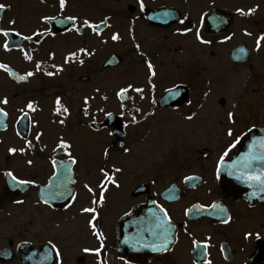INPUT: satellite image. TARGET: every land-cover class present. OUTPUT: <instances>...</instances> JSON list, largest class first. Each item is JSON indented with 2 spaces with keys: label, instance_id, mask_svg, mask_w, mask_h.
<instances>
[{
  "label": "flooded vegetation",
  "instance_id": "1",
  "mask_svg": "<svg viewBox=\"0 0 264 264\" xmlns=\"http://www.w3.org/2000/svg\"><path fill=\"white\" fill-rule=\"evenodd\" d=\"M0 5V215L20 209L22 231L0 264H20L21 244L53 264H264V184L249 179L264 173L258 4ZM224 165L234 180L221 184Z\"/></svg>",
  "mask_w": 264,
  "mask_h": 264
},
{
  "label": "water",
  "instance_id": "2",
  "mask_svg": "<svg viewBox=\"0 0 264 264\" xmlns=\"http://www.w3.org/2000/svg\"><path fill=\"white\" fill-rule=\"evenodd\" d=\"M11 72L13 74V77L14 76H17V74L14 71H11ZM0 116H1V114H0ZM110 118H113V117H110ZM4 122H5V117H3V121H1L2 128L0 130H4L5 129L6 125H5ZM246 144H247V141L245 140L243 142V151H242V153L240 154V156L236 157L235 160H234L236 163H239V166L241 167L240 171L243 170V166H241V165H243L245 163ZM234 161L230 164L231 167H233ZM230 166L228 167V165H224V166L221 167V169H220L221 172H220V176H219L220 177L221 184L225 183V182H223L224 179L225 180H228V181H233L234 180V178L232 177L233 171L230 170ZM15 184H16L15 181H11V182L8 183L10 190L12 192H14V193L18 191V188L16 187ZM21 192L23 193L24 191H21ZM143 211L144 210H142V209L135 210L133 212V216H130V217H128L126 219L123 228H134L135 225H134V222L133 221H135L138 218H140L141 216H143L144 215V212ZM152 212L156 216H158V218L161 220V222L163 223V225L166 226L167 229H171L170 223L169 222H166L165 223V221H164L163 216L161 215V213H159L157 210H153ZM157 229H161V228H157ZM157 229H155V230H157ZM25 246H26V244H21L18 247V257H19L20 264H34L32 259H29L27 262H25L23 260V258H22L21 255H22V253H25V252L29 256H32V257L33 256H36L37 253L39 254L41 252H44V260H43V262L41 264H53L54 263V255H53L52 252L51 253L49 252L48 253V257L46 258L45 257V254H46V251L47 250L45 248H43V249H34V248L24 249ZM8 252H9L8 250H3V251L0 252V260L1 261H9V260H7V258H5L6 255L8 254Z\"/></svg>",
  "mask_w": 264,
  "mask_h": 264
},
{
  "label": "rangeland",
  "instance_id": "3",
  "mask_svg": "<svg viewBox=\"0 0 264 264\" xmlns=\"http://www.w3.org/2000/svg\"><path fill=\"white\" fill-rule=\"evenodd\" d=\"M255 4L260 6L259 15H264V0H253V5ZM18 104L19 102H17V105ZM4 147L5 145L1 148ZM1 196H4V190L0 186V197ZM5 208L8 210V214L0 215V249L6 246L9 239L15 241L22 240L20 209L14 208L13 205H6ZM67 264H69V262H67Z\"/></svg>",
  "mask_w": 264,
  "mask_h": 264
},
{
  "label": "snow or ice",
  "instance_id": "4",
  "mask_svg": "<svg viewBox=\"0 0 264 264\" xmlns=\"http://www.w3.org/2000/svg\"><path fill=\"white\" fill-rule=\"evenodd\" d=\"M59 6H60V8L61 9H63L64 8V6H65V0H59ZM4 6L3 5H0V9H2ZM141 8L143 9V3H141ZM251 11V10H250ZM46 20H48V19H51V20H55L56 19V17H46L45 18ZM67 19V21H72V20H74V17H67L66 18ZM60 24H64L66 21L65 20H59L58 21ZM12 23H14V21L12 22ZM84 24L85 25H87L88 24V22L87 21H85L84 22ZM89 27H92L93 28V30H95V26H93V25H88ZM0 31H2V30H0ZM5 36L6 35H8V33L5 31L4 33H3ZM17 35H19V34H17ZM27 39H30V37H26ZM114 40L115 39H118V37L117 36H113L112 37ZM261 39H264V36H262L261 37ZM258 46H259V42H258ZM5 47L7 48V45H5ZM0 67H3V65H0ZM152 68V65L151 64H149V69H151ZM155 73L153 72V75H154ZM28 75L29 76H31L32 75V73H28ZM49 75H51V73H49ZM137 91H141V90H139V89H137ZM3 103H7V100H4V101H2ZM28 107L29 108H31V104H29L28 105ZM65 111H67L66 109H65ZM0 114H3V110L2 109H0ZM231 113L229 114V117L231 118ZM229 135H231L232 133H231V131H229V133H228ZM63 146V145H62ZM10 151H12V152H15V149H10ZM262 158H264V157H260V156H256V157H253V159H257V160H259V159H262ZM116 171H120V169H116ZM7 175H9V176H12V173H7ZM262 177H264V173H262L261 175H254V176H250L249 177V179L250 180H253V181H258L259 183H261V184H264V178H262ZM13 178V180H15V177H12ZM113 183H115V181H112ZM19 183L20 184H26V183H29L28 181H19ZM87 187V186H86ZM89 191H91V189H89ZM84 211H86V212H93V211H95L94 209H91V208H86V209H84ZM165 249V245H161L159 248H153V250H155V251H160V250H164ZM85 251L87 252V251H89L88 249H85ZM96 253H97V255H99V250H96ZM57 255H59V253L57 252Z\"/></svg>",
  "mask_w": 264,
  "mask_h": 264
}]
</instances>
